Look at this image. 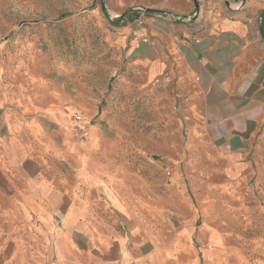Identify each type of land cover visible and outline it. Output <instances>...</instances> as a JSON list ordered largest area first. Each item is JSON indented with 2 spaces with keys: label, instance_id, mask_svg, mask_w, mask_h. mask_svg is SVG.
I'll list each match as a JSON object with an SVG mask.
<instances>
[{
  "label": "rangeland",
  "instance_id": "rangeland-1",
  "mask_svg": "<svg viewBox=\"0 0 264 264\" xmlns=\"http://www.w3.org/2000/svg\"><path fill=\"white\" fill-rule=\"evenodd\" d=\"M122 4L0 0V264H55L32 241L24 170L73 178L89 164L113 173L122 226L153 264H264V150L230 174L197 143L166 103L176 96L154 98L127 60L121 26L145 13L112 8ZM90 205L86 220L101 230L106 209Z\"/></svg>",
  "mask_w": 264,
  "mask_h": 264
},
{
  "label": "crops",
  "instance_id": "crops-1",
  "mask_svg": "<svg viewBox=\"0 0 264 264\" xmlns=\"http://www.w3.org/2000/svg\"><path fill=\"white\" fill-rule=\"evenodd\" d=\"M118 2L114 10L145 13L143 24H123L119 37L150 94L175 95L178 103H166L170 111L176 106L197 143L216 149L230 174L241 171L248 153L264 150V0ZM89 165L73 178L24 170L23 207L29 224L39 225L32 241L41 257L55 264H153V253L136 243V229L122 226L128 210L111 188L113 173ZM92 198L108 214L101 230L86 220ZM79 238L92 249L81 250Z\"/></svg>",
  "mask_w": 264,
  "mask_h": 264
},
{
  "label": "built area",
  "instance_id": "built-area-1",
  "mask_svg": "<svg viewBox=\"0 0 264 264\" xmlns=\"http://www.w3.org/2000/svg\"><path fill=\"white\" fill-rule=\"evenodd\" d=\"M140 22H141V21H139V23H140ZM76 117H77L78 119H80V115H77Z\"/></svg>",
  "mask_w": 264,
  "mask_h": 264
}]
</instances>
